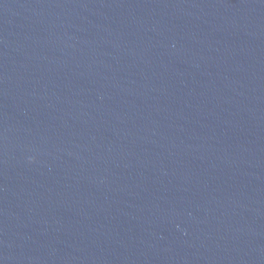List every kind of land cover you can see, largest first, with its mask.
<instances>
[{"label":"water","instance_id":"obj_1","mask_svg":"<svg viewBox=\"0 0 264 264\" xmlns=\"http://www.w3.org/2000/svg\"><path fill=\"white\" fill-rule=\"evenodd\" d=\"M0 264H264V0H0Z\"/></svg>","mask_w":264,"mask_h":264}]
</instances>
